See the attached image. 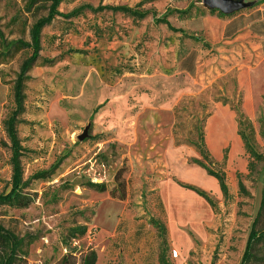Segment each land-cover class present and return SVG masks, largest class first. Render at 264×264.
Here are the masks:
<instances>
[{"label":"rangeland","instance_id":"rangeland-1","mask_svg":"<svg viewBox=\"0 0 264 264\" xmlns=\"http://www.w3.org/2000/svg\"><path fill=\"white\" fill-rule=\"evenodd\" d=\"M239 1L242 8L223 17L233 19L238 32L216 43L201 30L200 19L208 12L202 5L196 6L203 12L191 17H167L183 33L155 23L151 13L137 19L90 9L57 16L42 29L17 124L23 177L60 162L46 179H32L24 188L32 199L28 207L0 205V223L31 239L16 264H81L91 250L95 264H158L162 239L151 218L181 225L187 212L201 216L196 199L173 194L169 183L163 189L177 203L164 202L162 184L167 179L213 185L191 170L199 154L189 142L200 127L206 138L211 122L216 153L219 126L225 135L228 125L229 144L216 160L226 152L231 196L225 200L220 190L203 188L216 209L199 234L175 225L165 254L172 264H240L260 207L256 227L264 228V0ZM27 3L0 0V193L9 191L12 174L4 121L14 108L20 63L30 53L15 46L4 51L11 41H29L30 27L47 13L49 1L30 9ZM85 4L157 9L152 0H62L58 8L67 13ZM237 107L251 121L253 142L263 156L250 174L249 155L232 131ZM236 171L246 192L238 190ZM88 181L104 183L105 189ZM76 224H85L86 233L64 244Z\"/></svg>","mask_w":264,"mask_h":264},{"label":"trees","instance_id":"trees-1","mask_svg":"<svg viewBox=\"0 0 264 264\" xmlns=\"http://www.w3.org/2000/svg\"><path fill=\"white\" fill-rule=\"evenodd\" d=\"M41 0H28L26 5L27 9H30L36 3ZM49 1L47 7V13L43 16L37 18L30 27V39L29 41H25L21 38L11 41L8 43L6 47V51L4 53H9L11 47H27L30 50V53L27 57H25L19 66V71L14 79L13 83V98H14V108L11 113L7 116L4 121L5 130L7 136L10 141V149H11V187L8 192L0 193V205L6 204L15 208H25L31 203V196L24 192V188L29 184L32 179H46L51 173L55 171L58 167L60 161L54 162L49 168L44 170H38L31 174L28 178L23 177V169L21 165V156L24 151V147L22 146L21 140L18 136L17 132V124L20 120V115L24 111V86L25 82L29 78V71L31 67L35 64L39 57V51L41 49V32L42 29L50 24L57 16H62L65 18H70L72 16L78 15L84 9H90L93 11H102V10H111L112 12H120L123 14H127L132 16L133 18L142 19L147 14L151 13L155 23H163L166 26L175 31H181L179 29L174 28L167 17L169 14L176 12L179 16L183 17H191L192 13L200 12L198 6L194 3L189 4V6L182 10L177 9H167L163 14L157 16L155 10L151 9H139L138 7H131L128 5L117 4V5H100L97 7H93L90 4L81 5L75 9L67 13H63L59 10V4L62 0H47ZM205 8V7H203ZM209 13H216L220 17H225L230 15L222 13L216 9H207ZM203 12V11H201ZM0 35H2L0 30ZM195 40L199 41V37L191 35ZM207 43L204 42L203 45ZM264 98V97H263ZM237 115V133L240 136L244 149L249 155V162L247 164V169L249 174L253 170L254 161H260L263 156L256 150L255 144L252 139L253 127L251 121L243 114V112L237 107L236 110ZM262 122V120H260ZM242 127H246L249 130V133L244 131ZM174 133V132H173ZM189 142L195 146L199 157L193 158L192 162L202 167L207 174L216 178L219 184L220 191L222 193L223 198L229 199L230 192L227 183V174L225 170V163L227 161L226 152L223 153V157L221 160H216L211 152L209 151L205 136L202 128L200 127L197 131V137L195 139L189 140ZM179 140L175 141V144H180ZM216 168H214V167ZM237 179V187L240 192H246L245 185L241 178L242 174L238 171L235 173ZM182 187L188 188L203 198L210 204L213 210L216 209V202L211 197V195L205 191L204 189L195 186L193 184L181 182L175 180ZM88 185L93 188H96L98 191H103L105 189L104 183H98L94 181H88ZM119 189V188H118ZM122 191V187L119 189ZM263 200H261L262 206ZM261 209V207H260ZM252 220L248 232V236L246 239L245 247L243 250V254L241 257L240 264H264V228H257L258 223V214ZM152 225L156 228L158 236L162 239V248L158 255V264H172L166 257V249L168 248V239H167V226L166 222L162 218H151ZM87 231V226L85 224H76L68 228V234L66 238L63 239L64 244H67L71 239L78 238L83 236ZM27 236H19L14 233L12 230L4 227L0 223V264H16L17 260L21 257V255L25 254V248L30 244L31 239H27ZM96 262V253L94 250H91L90 253L82 259L81 264H95Z\"/></svg>","mask_w":264,"mask_h":264},{"label":"crops","instance_id":"crops-1","mask_svg":"<svg viewBox=\"0 0 264 264\" xmlns=\"http://www.w3.org/2000/svg\"><path fill=\"white\" fill-rule=\"evenodd\" d=\"M152 2L154 4V6H157L156 8L159 11H161L162 14L167 9H177V10L185 9L191 3H194L195 5H202L206 9H209L208 7H206L205 5L202 4V0H152ZM157 9H154L156 11V13L159 12ZM161 13H160V15H161ZM174 13L176 15H178V13H176V12H173L171 14H174ZM156 15L160 16L158 14H156ZM234 22L235 21H233V19H230V18L223 19V17L218 16L216 13L211 14L209 12H207L205 15H203L202 18L200 19L201 30L203 31V35H204L205 39L208 40L209 42H213V43H216V42H218V41H220V40H222L224 38H226V39L227 38H231L233 35H235L238 32L239 29L235 28V26H233ZM225 114L230 115L228 113H225ZM211 125H212V122L207 127V133H206L205 141H206V144H207V147H208L209 151L210 152L212 151L211 154L213 155V157L215 159H217L221 155L222 148L225 147L227 144H229V142H228L229 138L226 136V134H228V131H227L228 125L225 123V125H226V134L225 135L222 134L223 132L221 131V124L219 126L218 141L221 140L222 142L220 144V142L217 141L218 144H216V145H218L219 147H218V150H217V148H216V150L218 151V153L214 152V150H213V148L211 146V145H213L212 144L213 143L212 139L214 138V136L211 134V131H210L211 130ZM232 131H233V134H234V138L236 139L237 143L240 146L241 138H240V136L237 133V125H236V123L234 121H232ZM215 143H216V140H215ZM222 157H223V155H222ZM222 157H221V159H222ZM221 159H219V160H221ZM190 168H191V170L192 169L198 170L201 173V176L203 177V179L207 178L208 180H210L213 183V185H210V186H208V185L205 186L203 184L200 185V184H197L196 181H195L196 182V184H195L194 181L191 182V181H189V179H187L185 177H181V176L180 177L183 178V179H187L190 183H193L194 185H198V186H200V188H202V189L204 188L205 190H207V189H213L214 191H219L220 190L219 184H218V181L216 180V178H214L213 176L207 174V172L202 167H200L199 165L196 164V165H193ZM190 178L194 179L193 176H190ZM198 179H200V178H198ZM168 183L171 185V187L175 191L173 194L177 193V195H179V197H184L183 194H184V192H186L190 196H192V197H194L196 199V201L193 202V203L196 204L197 206H199V208H201V216L198 217V216H195V215H193L191 213H188L183 208V206H180L178 204L179 207H177V208H181V209L185 210L187 212L189 218L186 221L185 220V216H184L183 217L184 220L180 223L181 225L175 224L177 229H180L179 226H186V228L188 227L190 230H192L196 234H199L200 232L203 231L204 223H206L208 221V219H210V211H211L212 207L205 200V198H203L202 196H200L196 192H194V191H192L190 189H187L185 187H182L175 180L172 181V180H167V179L164 180V182L162 184V188H161L162 198H163L164 202H165V200L168 201V199H170V198L173 201H175V199L172 198L173 197L172 196L173 194H171L172 192H170V191L166 192L163 189L165 184H168ZM166 224H167L166 226H167V230L169 232V235L172 236L174 234V232L177 231V229L174 230V226L175 225L170 224V222H167ZM185 224H187V225H185ZM183 234H185V232ZM186 234H187V232H186ZM173 251H175V253L177 255V250L173 249Z\"/></svg>","mask_w":264,"mask_h":264},{"label":"water","instance_id":"water-1","mask_svg":"<svg viewBox=\"0 0 264 264\" xmlns=\"http://www.w3.org/2000/svg\"><path fill=\"white\" fill-rule=\"evenodd\" d=\"M202 4L225 14L232 13L243 6L239 0H202Z\"/></svg>","mask_w":264,"mask_h":264},{"label":"built area","instance_id":"built-area-1","mask_svg":"<svg viewBox=\"0 0 264 264\" xmlns=\"http://www.w3.org/2000/svg\"><path fill=\"white\" fill-rule=\"evenodd\" d=\"M173 254H175V255H176L175 251H173Z\"/></svg>","mask_w":264,"mask_h":264}]
</instances>
